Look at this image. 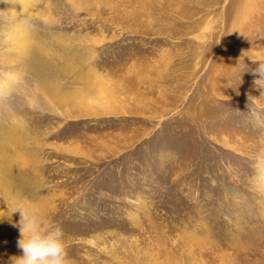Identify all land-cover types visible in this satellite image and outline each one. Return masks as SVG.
<instances>
[{
    "label": "rangeland",
    "instance_id": "1",
    "mask_svg": "<svg viewBox=\"0 0 264 264\" xmlns=\"http://www.w3.org/2000/svg\"><path fill=\"white\" fill-rule=\"evenodd\" d=\"M19 2L0 0V264L19 207L66 264H264V0Z\"/></svg>",
    "mask_w": 264,
    "mask_h": 264
},
{
    "label": "clouds",
    "instance_id": "2",
    "mask_svg": "<svg viewBox=\"0 0 264 264\" xmlns=\"http://www.w3.org/2000/svg\"><path fill=\"white\" fill-rule=\"evenodd\" d=\"M253 74L259 77L254 84L264 88V85L258 84V81H264V62L258 63ZM17 211L20 213V220L15 225L20 233L17 247L22 254L12 257L11 264H66L61 228H45L42 215L31 207H19Z\"/></svg>",
    "mask_w": 264,
    "mask_h": 264
},
{
    "label": "bare ground",
    "instance_id": "3",
    "mask_svg": "<svg viewBox=\"0 0 264 264\" xmlns=\"http://www.w3.org/2000/svg\"><path fill=\"white\" fill-rule=\"evenodd\" d=\"M36 1L37 0H24V1H22L21 0V2H19L20 4H23V9H22V11H23V16H27V15H29L30 13H32V9L33 8H35L36 10L35 11H37V3H36ZM29 2H32V5H30L29 4ZM25 5V6H24ZM30 8V9H29ZM34 14V13H33ZM18 28H19V30H20V28H21V31L24 33L25 31H27V27H25L24 25H19L18 26ZM27 33V32H26ZM17 36V35H16ZM18 124V123H17ZM3 130H4V128H3ZM11 130V129H10ZM8 131V130H7ZM7 131H5V132H7ZM10 133H12L11 131H9ZM7 134V133H6ZM5 134V135H6ZM8 135V134H7ZM6 160H7V158H5ZM0 160H1V158H0ZM8 161H11L10 159L8 160ZM1 162V161H0ZM2 163V162H1ZM1 163H0V165H1ZM3 163H4V158H3Z\"/></svg>",
    "mask_w": 264,
    "mask_h": 264
}]
</instances>
